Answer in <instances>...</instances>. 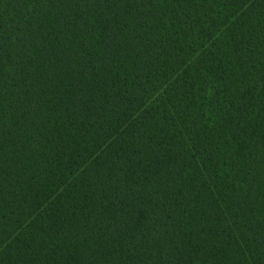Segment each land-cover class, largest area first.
Wrapping results in <instances>:
<instances>
[{
	"label": "trees",
	"instance_id": "obj_1",
	"mask_svg": "<svg viewBox=\"0 0 264 264\" xmlns=\"http://www.w3.org/2000/svg\"><path fill=\"white\" fill-rule=\"evenodd\" d=\"M0 264H264V0H0Z\"/></svg>",
	"mask_w": 264,
	"mask_h": 264
}]
</instances>
